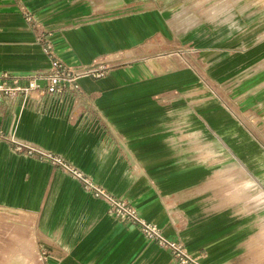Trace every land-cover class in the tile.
Returning <instances> with one entry per match:
<instances>
[{
	"label": "crops",
	"instance_id": "1",
	"mask_svg": "<svg viewBox=\"0 0 264 264\" xmlns=\"http://www.w3.org/2000/svg\"><path fill=\"white\" fill-rule=\"evenodd\" d=\"M203 2L0 0V75L50 67L23 9L66 63L109 65L80 78L82 95L0 96V132L60 155L202 263L264 264V0L233 1L227 26ZM157 36L196 59L136 53ZM227 85L255 120H238ZM0 264L179 263L80 180L0 140Z\"/></svg>",
	"mask_w": 264,
	"mask_h": 264
},
{
	"label": "built area",
	"instance_id": "2",
	"mask_svg": "<svg viewBox=\"0 0 264 264\" xmlns=\"http://www.w3.org/2000/svg\"><path fill=\"white\" fill-rule=\"evenodd\" d=\"M17 2L20 4L22 0H17ZM22 12L25 20L36 31L37 41L50 59V67L45 71L38 70L25 74L2 73L0 75V96H23L28 98L64 92L78 96L83 94L79 83L80 78L85 76L100 78L106 75L109 65L105 62H96L90 65H71L63 61L56 52L50 36L51 33L44 30V26L35 20L31 12L26 9H23ZM0 140L10 141L16 151L37 155L43 160L50 161L80 180L86 190L91 191L96 197L107 203L110 215L125 223L134 225L147 239L169 249L179 264H204L197 257L190 254L183 243L165 237L161 228L156 223L145 219L129 200L117 197L95 183L83 171L69 164L60 155L20 141L3 132H0Z\"/></svg>",
	"mask_w": 264,
	"mask_h": 264
},
{
	"label": "rangeland",
	"instance_id": "3",
	"mask_svg": "<svg viewBox=\"0 0 264 264\" xmlns=\"http://www.w3.org/2000/svg\"><path fill=\"white\" fill-rule=\"evenodd\" d=\"M233 1L236 0H204L203 3H201V9H202V15L204 17V20L206 22L208 21H218L219 23H222L221 25L225 24L231 25L230 21H225L226 19H229L231 17V4ZM196 9V8H195ZM215 22H213L214 24ZM263 24V23H262ZM142 52H149V53H173L175 54V57H181V58H188L189 60L196 59L197 56V48L194 46L193 43H187L186 45L184 43H180L178 40H169V39H163L160 36H157L156 38L149 41L145 46L141 47L139 50H136V53H142ZM231 86H225V88H221L220 91H222L225 94H231ZM214 94V93H213ZM236 95H229L228 99L233 100L232 104L235 110L239 113L238 114V120L244 124L245 122H249L251 120L250 116L248 114L249 108L244 109L243 102L241 101H235ZM230 101V102H231ZM256 116H260V114H256ZM259 122V121H258ZM259 124V123H258ZM257 133H260L262 131V134H264V131L262 128L257 129ZM259 137V136H258ZM237 174L241 175V171H236Z\"/></svg>",
	"mask_w": 264,
	"mask_h": 264
},
{
	"label": "flooded vegetation",
	"instance_id": "4",
	"mask_svg": "<svg viewBox=\"0 0 264 264\" xmlns=\"http://www.w3.org/2000/svg\"><path fill=\"white\" fill-rule=\"evenodd\" d=\"M232 9V8H231Z\"/></svg>",
	"mask_w": 264,
	"mask_h": 264
}]
</instances>
